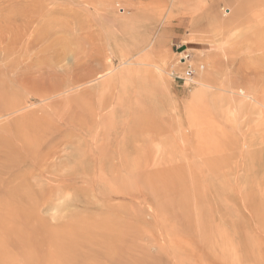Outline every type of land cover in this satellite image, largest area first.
<instances>
[{
  "label": "rangeland",
  "instance_id": "1",
  "mask_svg": "<svg viewBox=\"0 0 264 264\" xmlns=\"http://www.w3.org/2000/svg\"><path fill=\"white\" fill-rule=\"evenodd\" d=\"M256 212L264 0H0V264H264Z\"/></svg>",
  "mask_w": 264,
  "mask_h": 264
},
{
  "label": "bare ground",
  "instance_id": "2",
  "mask_svg": "<svg viewBox=\"0 0 264 264\" xmlns=\"http://www.w3.org/2000/svg\"><path fill=\"white\" fill-rule=\"evenodd\" d=\"M187 50H185V51H183V52H181L180 54L183 56V60H181V61H184V60H188V58H189V55H188V53L186 52ZM224 65V64H223ZM222 65V66H223ZM219 66V65H218ZM187 67H189V65H187ZM201 69H204L203 68V66H201L200 67ZM200 68H199V70H200ZM193 72H194V70H193ZM199 74V73H198ZM201 75V82L199 83V85H207L208 83H209V80H210V75H209V73L208 72H203L202 71V73L200 74ZM191 78L189 77H184L182 80H190ZM200 80V79H199ZM229 81V80H228ZM186 89L187 90H192V87L189 85V84H186ZM230 90V89H229ZM223 91H227V93H229L228 92V90L227 89H223ZM241 93H238V94H236V95H240ZM228 95V94H227ZM190 98H199L200 97V92H199V89L196 91V92H192V93H190ZM229 106V105H228ZM245 146V145H244ZM118 156V155H117ZM252 176V175H251ZM238 181V180H237ZM253 187V186H252ZM253 189V188H252ZM238 190H240V189H238ZM237 192V191H236ZM240 194V193H239ZM241 196V195H240ZM243 199H244V197H243ZM243 205V204H242ZM249 206V205H248ZM238 207V206H237ZM246 207V206H245ZM239 208H240V206H239ZM250 208V207H249ZM237 209V208H236ZM249 210V209H248ZM254 210V209H253ZM239 211V210H238ZM241 211V210H240ZM255 211H256V209H255ZM240 213V212H239ZM239 213H238V215H239ZM253 213V212H252ZM259 214H258V212H256V213H254V216H253V218L251 217V222H252V225H254V227H253V229H254V231H253V229H251V231H249L250 232V234L249 235H247L248 236V238L247 239H249V243H251V247L250 248H252V249H250V253H251V251H252V257L251 258H253V261H256V262H258L257 260H258V258L259 257H261V259L264 261V247H260V245H261V240H260V237H259V235H258V233L255 231V228L258 230V228H257V225L259 224V223H261V221L258 223V216ZM242 217V216H241ZM243 219V218H242ZM237 226H239V231H240V229H242V227L240 226L241 224V221H237ZM245 223H246V221H245ZM262 223H263V221H262ZM260 225V224H259ZM263 225H264V223H263ZM236 226V227H237ZM241 227V228H240ZM249 227V226H248ZM264 227V226H263ZM263 227H262V224L260 225V228H261V231L263 232ZM250 228V227H249ZM237 230V229H236ZM235 230V231H236ZM247 230V229H246ZM260 231V232H261ZM248 232V231H247ZM246 232V233H247ZM248 232V233H249ZM260 234V233H259ZM264 234V233H263ZM246 236V237H247ZM263 239V238H262ZM230 243V242H229ZM230 251V250H229ZM227 253H228V250H227ZM232 253V252H231ZM231 253L230 254H228V255H230L231 256ZM225 256V255H224ZM229 256V257H230ZM262 261V262H263ZM254 264V263H253Z\"/></svg>",
  "mask_w": 264,
  "mask_h": 264
},
{
  "label": "built area",
  "instance_id": "3",
  "mask_svg": "<svg viewBox=\"0 0 264 264\" xmlns=\"http://www.w3.org/2000/svg\"><path fill=\"white\" fill-rule=\"evenodd\" d=\"M189 67L186 68L183 77H188L189 78V77H191L193 75V70L191 68H189Z\"/></svg>",
  "mask_w": 264,
  "mask_h": 264
}]
</instances>
